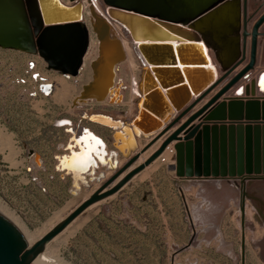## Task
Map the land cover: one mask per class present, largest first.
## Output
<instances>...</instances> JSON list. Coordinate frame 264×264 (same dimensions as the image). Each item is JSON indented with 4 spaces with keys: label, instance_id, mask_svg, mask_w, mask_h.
<instances>
[{
    "label": "rangeland",
    "instance_id": "1",
    "mask_svg": "<svg viewBox=\"0 0 264 264\" xmlns=\"http://www.w3.org/2000/svg\"><path fill=\"white\" fill-rule=\"evenodd\" d=\"M247 11L253 14L248 22L251 27L264 11L263 0H248ZM260 32L254 68L236 83L232 97L225 99L235 101L201 118L191 138L186 168L193 172L198 166L206 173L180 178L158 161L149 166L136 177L139 181L129 188L128 197L115 195L109 203L88 207L49 242L62 264H240V177L264 175V23ZM249 42L250 38L248 53ZM97 52L98 46L87 57L82 73L68 77L46 70L37 55L0 48V203L28 230L57 224L93 190L82 188V193L72 196L69 179L60 178L62 173L56 171L57 160L39 166L27 155L30 149L39 153L41 147H51L55 123L77 114L72 103L82 85L91 80L90 63ZM129 53L133 67L124 60L117 65L115 77L122 101L131 106L138 97L132 85L138 84L142 67L136 54ZM42 78L52 82V93L39 92ZM62 85H66L64 90ZM148 140L142 139V146ZM175 156L176 152L169 158L172 165ZM220 183L228 186L229 199L207 198L204 185ZM178 186L185 188L183 199ZM148 190L157 207H144L142 212L153 217L155 236L152 242L140 241L142 252H135L134 222L124 227L118 221L133 218L139 197ZM243 190L245 264H263L264 180L245 179ZM220 240L224 250L233 244L232 251L221 254Z\"/></svg>",
    "mask_w": 264,
    "mask_h": 264
},
{
    "label": "water",
    "instance_id": "2",
    "mask_svg": "<svg viewBox=\"0 0 264 264\" xmlns=\"http://www.w3.org/2000/svg\"><path fill=\"white\" fill-rule=\"evenodd\" d=\"M69 1L70 4H63L59 0H0V48L37 55L45 62L46 70L60 75L77 76L88 48L89 31L82 20L83 3L80 0ZM98 2L105 14L118 22L125 34L136 42L135 53L142 67L137 85L138 97L134 101L135 115L129 119H116L120 123L118 127H107L112 131L109 139L112 149L105 155L107 162L98 161V164L114 172L28 250L10 223L0 216V264H34V258L45 245L71 221L94 203L118 192L173 141H176L173 144L176 162L168 165L169 169L175 170L180 178L189 177L192 173L196 177L206 173L198 166L193 172L186 168L189 163L188 152L192 148L191 138L198 127V124L191 123L235 86L256 63L264 11L248 31V22L253 16L247 11L248 0H98ZM88 3L91 29L98 41V52L90 63L91 80L82 85L72 104L78 106L88 101L119 104L123 96L120 86L115 83V69L125 60V51L120 39L114 34L109 19L97 12L91 0H88ZM248 37L250 42L246 61ZM245 61L242 68L211 98L180 122L197 103ZM232 101L235 100L229 102ZM229 102L222 100L202 118ZM99 114L101 113L91 115ZM91 115L87 118L86 114H82L84 118L93 121ZM177 123L179 125L165 136L145 160L134 165L140 154L147 151ZM128 128L132 129L135 137L149 139L132 156L130 154L138 147L134 144L132 150L129 148L122 150V139L116 138L118 134H125L129 139L131 133L129 134ZM74 141L75 138L72 139V143ZM66 148L70 150L68 143ZM117 155L127 159L119 168H116ZM27 156L33 158L37 165L42 164L38 152L30 149ZM213 173L216 174L215 171ZM86 177V186L83 185L82 188H89L88 181L99 182L104 174L99 171L94 176L93 172H88ZM245 179L264 180V175L240 177L242 185L240 264H245L246 192L243 190ZM251 198L257 200L253 195Z\"/></svg>",
    "mask_w": 264,
    "mask_h": 264
},
{
    "label": "bare ground",
    "instance_id": "3",
    "mask_svg": "<svg viewBox=\"0 0 264 264\" xmlns=\"http://www.w3.org/2000/svg\"><path fill=\"white\" fill-rule=\"evenodd\" d=\"M59 1L63 4H70V2L66 3L67 1L66 2L63 0H59ZM80 1L83 3V11H82L83 18H82V20L85 23V25L89 31V44H88V48L86 50V53L84 55L79 74L83 72L84 66H85V61H86L87 57L89 56V54L91 53V51H93V50L95 51L97 49V46H98L97 45L98 41H97L96 37L94 36V33L91 31V17L89 14V10L87 8V6H89V5H87L88 3L85 2V0H80ZM91 1L93 2L97 12L106 16L109 19V21L111 22V24L113 26L114 34L120 39V41L123 45V48L125 51V60L129 61L130 66L133 67V64L131 63V58H130L129 52L133 51L135 53L136 42L132 41L130 39V37L125 34L124 30L121 28V26L119 25L118 22L111 19V17L109 15L105 14V12L102 9V7L100 6L98 0H91ZM250 29H251V27L248 25L247 30L250 31ZM247 45H248V43H247ZM247 50H246V58H247ZM136 57H137V55H136ZM115 71H116V69H115ZM64 76H66V75H64ZM42 79H44V81H41V86H44V87H41V89H42L43 93L47 95L49 92H51L50 90L52 89V82L47 78H42ZM115 80H116V77H115ZM137 85L138 84L136 82H134L132 85V89H133L132 91L134 93H136V95L138 94ZM64 86H66V85H64ZM64 86L62 85V89L64 88ZM90 115H91L90 113L88 115L86 114L87 118H89ZM91 119L94 122L97 121V123H99L100 125L105 126V127H118L120 125V123H118L115 118H112V117H110L106 114H103V113H101L99 115H93V116L91 115ZM57 124H59V125L70 124V120L63 118L60 122H57ZM177 124L179 125V123H177ZM176 125H174L169 131H171L172 129L174 130L175 127H177ZM71 127L66 126V129H70L71 131H73V133H72L73 135L70 134L69 136L72 139L75 138V141L72 144L76 145V148L70 149L67 152H64V153L59 154V155H55V156H57L56 169L62 173V177H64L65 175L70 176L69 193L72 196H78L82 190V186L83 185L86 186L85 184L87 183V181L85 179V174H88V172H94L95 166L99 165L98 161H100L101 163L107 162L106 158L104 156L107 152L105 150L104 141L101 138H99L98 136H96L94 133H92L88 129H85L86 130L85 132L82 131L83 133L80 132V134L76 136V132L80 128L77 129L75 132ZM127 130L129 132V134L131 133L129 139L126 138L125 134L116 135L117 139H119V140L122 139V142H123V144L121 145L122 150H125L126 148H129V150H132V148L134 147V144L136 145V141H135L136 139L134 140V137H135L134 132L132 131L131 128H128ZM135 131L138 132L137 128H135ZM91 138H95V139H91ZM163 138H164V135L162 137H160L156 141V143H154V144L157 146L158 144H160L162 142L161 140ZM95 140H99L101 142V144L97 145L95 143ZM173 142L175 143L176 141H173ZM172 143H170L168 145V147L164 150L165 153H168V149L172 148ZM70 145L71 144L68 143V147H70ZM90 149H93V150H90ZM152 149H153V147L151 146L147 151L140 154L136 163L141 162L152 151ZM135 151H137V150H135ZM135 151L132 152L130 154V156H132L133 154L138 152V151L137 152H135ZM82 153H87L88 155H90V161L85 160L83 156L78 155V154H82ZM157 161L158 160L156 158L150 165L146 166V168L153 165ZM120 164H121V161H118L117 162L118 168L120 167ZM109 171H112V170H109ZM59 176L61 178L60 174H59ZM121 176L119 178H121ZM262 188L263 187H261V189ZM97 203H94L91 206H94ZM0 216H2L5 220H7L10 223V225L14 228V230L17 232L19 237L23 240L26 250L30 249L47 231H49L54 226L53 225L54 223L52 222L53 224L52 223H51L52 225L49 224L50 226H48V227H43L41 229L39 228V229H36L33 231L28 230L22 223H20V221L16 218V216L10 210H8L6 208V206H4L2 203H0ZM71 223H73V221H71L60 233H62L64 230H66L71 225ZM58 235H56L52 240H54ZM49 242L45 245L44 249L34 258V260H33L34 264H62L56 258V256L51 251V249L48 247Z\"/></svg>",
    "mask_w": 264,
    "mask_h": 264
},
{
    "label": "crops",
    "instance_id": "4",
    "mask_svg": "<svg viewBox=\"0 0 264 264\" xmlns=\"http://www.w3.org/2000/svg\"><path fill=\"white\" fill-rule=\"evenodd\" d=\"M248 41H249V37H248L247 43H248ZM247 47H248V45H247ZM247 58H248V50H247ZM247 58H246V61H247ZM246 61L244 63H242L238 68H236L219 85H217L214 89H212L199 103H197L190 110V112L187 115H185L180 120V122H183L190 114H192L194 111H196L202 104H204L209 98H211V96H213L219 90V88L221 86H223L230 79L231 76H233L240 68H242V66L246 63ZM233 88H234V86L231 87L226 93H224L216 101V103L214 105H212L211 107H209V109L204 114H206L210 109H212L216 104H218L222 100H224L226 98H229V97H232V90H233ZM76 109H77V114L75 116L69 117V118L67 117V119L70 120V124L59 125V124H57V122L55 123V125H54V131H55L54 144L51 145V147H48V145H45L44 148L43 147H41L42 149L40 148L39 153L41 155V159H42V162H43L44 166L50 165V162H52V161H53V163H55V161L57 160L56 158H54V155L55 154L59 155V154H62L64 152H67L68 151V148H66V144L67 143H70V144L72 143V138L69 135L70 134L73 135L72 134L73 131H71L70 129H66V126H69V127L72 126L71 128L75 132H76L77 129L80 128L76 132V136L79 135L80 132H82V131L84 132L85 129H88L89 131H91L92 133H94L96 136H98L99 138H101L104 141V143H105V150L107 152L105 155H107L108 152H109V150L112 149V147L110 145V141H109V139H110L109 133L111 132L110 129L107 128V127H105V126L100 125L99 123H97V121L94 122V121H91V120H88V119L84 118L83 116H80V113L83 114L85 112V114H86V113H88V111L92 110L91 113L92 112L93 113H103V114H106V115H108V116H110L112 118L124 120V118L129 119L132 116H134L135 115V111H136L135 104H132L131 103V106H129V102H124V101H122V103H120V104H110L108 102H101V103H97V102H86L84 104H80V105L76 106ZM129 109H131V113L130 114L128 112ZM202 116H200L197 119H195L191 123V125L197 124L200 121V119L202 118ZM60 119L62 120L63 118H60ZM176 126H178V124ZM171 131H168L166 133V135L168 133H170ZM166 135H164V138H165ZM181 135H182V133H181ZM134 140L136 141V146L138 147V149H136V150L138 151L139 148H141V146H142V138L134 137ZM173 144H174V142L172 143V146H173ZM71 145H70V149H75L76 148V145H74V144H71ZM157 146L155 144L152 145V147H153L152 151L155 150V148ZM137 151H135V152H137ZM117 160L118 161H121L120 166H122V164H124L127 159L121 158V157H119V155H117ZM135 164H137V163H134V165ZM134 165H132V166H134ZM168 165L171 166L172 164L169 163ZM168 165H165V166H168ZM166 168H168V167H166ZM146 169L147 168L145 167L140 173H138L130 181H128L118 192H116L112 196H110V197H108V198H106V199H104L102 201L103 202L104 201H108L106 203H109L110 201H112L114 199L113 197L115 195H117L115 197H118L119 199H121L123 196L128 197L129 188L132 187L134 185V183H136V181H139V180H137L136 177L138 175H140ZM56 171H57V169H56ZM99 171H102L103 174H104V177L99 182H95V180H93L91 182L88 181V184H90L89 188L90 187H93V191L106 178H108L109 176H111L113 174V173H110V172L108 173L109 170H106L103 165H101V166L97 165L94 168L93 175L94 176L97 175L99 173ZM105 174H109V175L105 178ZM86 175L87 174H85V179L87 180ZM61 178H68L69 179V183H70V176L69 175H65L64 177L61 176ZM95 184H98V185H96L94 187ZM185 185L186 184L184 183V187H185ZM223 185L224 184H222V183L217 184L216 186H214L212 184H210V185L205 184L204 187H203L204 188V192L203 193L205 195H207V198H209V199L216 198V199H222V201L223 200L225 201L226 199H229V196L228 195L230 193H229V190H228L229 189L228 186H223ZM184 187L183 186H181V187L178 186V195H179V197L181 199H183V196H185V194H186ZM154 198L155 197L153 196V194L151 193L150 190H148L147 192L142 193L141 196L139 197V200H138V201H140L138 203L139 206L138 207L135 206L136 211H135V214H134L133 218L132 217L130 219H128V218H122V219H119V221H118V224L123 225L124 227L130 226L129 224L132 223V221L134 222V224H133L134 227H132L133 228V234H131V235L136 239L135 240V245H134L135 246V249H134L135 252H142V249L139 247V246L142 245V244H140V241H142V240L145 239L146 241L147 240H149V241L151 240V242H152L153 237L155 236V234L153 233V227H154L153 226V224H154L153 217L150 214H148L147 212H145V213L142 212V209L144 207H149L150 209L157 207V204H156ZM102 201H100V202H102ZM100 202H98V203H100ZM105 229H106V232L111 233L110 230L107 231V227H105L104 230ZM119 231H121V230L119 229ZM214 236H216L215 237L216 240L219 241V239H217L218 235L216 234ZM225 236L226 237H229V234L226 233ZM232 246H233V244H228V247L224 250L223 249V243L220 240V246H219V248H220L221 254L222 253L223 254H227V252H231L232 251V248H231ZM216 251H217V249L215 248V252Z\"/></svg>",
    "mask_w": 264,
    "mask_h": 264
},
{
    "label": "built area",
    "instance_id": "5",
    "mask_svg": "<svg viewBox=\"0 0 264 264\" xmlns=\"http://www.w3.org/2000/svg\"><path fill=\"white\" fill-rule=\"evenodd\" d=\"M72 77H75V76H72ZM41 80V79H40ZM41 81H44V79H42ZM115 83H116V80H115ZM41 85V84H40ZM117 85V84H116ZM39 92L41 93V94H43V95H46V94H44L43 93V91H42V89H41V86H40V89H39ZM98 103V102H97ZM93 113V112H92ZM91 112H90V114H92ZM85 113H83V115H84ZM84 117V116H83ZM110 131H111V129H110ZM112 132V131H111ZM168 147V146H167ZM166 147V148H167ZM165 148V149H166ZM174 153H175V150H174V148L172 147V148H169L168 149V153H165V151H163L158 157H157V160H158V162L160 163V164H163V165H168L169 164V158H171L173 155H174ZM54 158H56L57 159V156H55L54 155ZM58 171V170H57Z\"/></svg>",
    "mask_w": 264,
    "mask_h": 264
},
{
    "label": "snow or ice",
    "instance_id": "6",
    "mask_svg": "<svg viewBox=\"0 0 264 264\" xmlns=\"http://www.w3.org/2000/svg\"><path fill=\"white\" fill-rule=\"evenodd\" d=\"M261 84L262 86H264V76H261ZM86 131V130H85ZM83 139V138H82ZM91 139H95V138H91ZM95 143L97 145L101 144V142L99 140H95ZM90 150H93V149H90ZM78 155H81L84 157L85 160H88L90 161V155H88L87 153H82V154H78Z\"/></svg>",
    "mask_w": 264,
    "mask_h": 264
},
{
    "label": "flooded vegetation",
    "instance_id": "7",
    "mask_svg": "<svg viewBox=\"0 0 264 264\" xmlns=\"http://www.w3.org/2000/svg\"><path fill=\"white\" fill-rule=\"evenodd\" d=\"M263 264H264V259H263Z\"/></svg>",
    "mask_w": 264,
    "mask_h": 264
}]
</instances>
